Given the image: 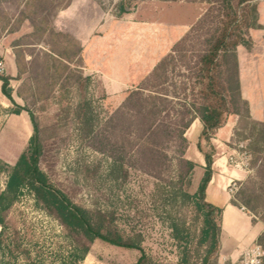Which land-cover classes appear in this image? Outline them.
Here are the masks:
<instances>
[{
	"label": "rangeland",
	"instance_id": "obj_1",
	"mask_svg": "<svg viewBox=\"0 0 264 264\" xmlns=\"http://www.w3.org/2000/svg\"><path fill=\"white\" fill-rule=\"evenodd\" d=\"M25 1L0 0V46L11 47L12 51L17 44L25 50L23 44L30 42L26 37L32 33L31 25L24 19L18 21L20 11L27 14V10H33H25ZM50 2L55 11L48 17L46 28L78 44L80 59L70 64V69L78 70L88 81L83 89L76 84L61 86L59 83L53 86L47 99L28 101L26 107L39 125L44 145L41 169L50 183L74 203L112 213L119 232L138 241L153 263L211 264L204 260L208 245L200 241L202 217L193 198L202 170L196 168L180 189L172 175L159 180L129 168V132L107 134L108 142L116 141L117 147L123 150V165L115 164L108 153H99L90 147L87 132L76 116L85 114L90 118L92 130L99 131L121 106L126 93L172 52L180 38L188 35L182 45L187 56L198 50L205 37L204 30L207 26L211 28L210 21H214L216 6L210 0H69L65 8L66 0ZM252 4L256 8V20L254 28L248 31L249 48H237L244 56L245 67L259 72L254 88L259 111L258 119L250 118L235 125L237 134L233 133L229 143L233 150L230 156L245 161L247 166H235L229 161L230 156L228 164L249 174L241 182H232L236 190L231 195L239 190H256L264 176V0H255ZM120 5L126 13L117 17ZM207 13L213 16L204 20L198 29L196 23ZM56 40L71 51L77 47L68 39ZM32 48L27 50H47L42 43ZM183 62L176 57L175 71L168 75L170 80L165 87L170 94V82L177 88L179 82H186ZM14 78L9 86L16 96L27 74L21 76L20 82ZM178 97L183 98L180 93ZM16 100L24 106L20 98ZM12 110L14 107L0 95V160L9 166L24 150L31 135L30 123L29 132H6L10 128ZM22 113L28 120L27 113ZM230 118L232 116L227 119ZM190 129L191 132L186 130L185 137L195 144L199 138L195 127ZM201 143L206 151L211 150L209 141L201 140ZM189 147L195 150L191 144ZM5 182L6 174L1 173L0 191ZM7 218L18 232L20 248L29 253L28 259L16 254L10 264H136L139 257L138 251L95 240L83 260L72 263L70 243L62 228L35 205L26 190L11 207ZM256 218L264 222L262 205L258 207Z\"/></svg>",
	"mask_w": 264,
	"mask_h": 264
},
{
	"label": "trees",
	"instance_id": "obj_2",
	"mask_svg": "<svg viewBox=\"0 0 264 264\" xmlns=\"http://www.w3.org/2000/svg\"><path fill=\"white\" fill-rule=\"evenodd\" d=\"M50 1L26 0L23 6L25 10H33H27V14L19 12L18 21L27 20L32 27V33L26 37L30 42L23 44L25 50L18 44L13 48L17 70L15 79L20 80L23 74H27L16 91V96L23 101L24 106L17 105L12 99L9 86L11 78L0 76L1 94L14 107L11 113H27L31 126L27 145L14 164L9 166L0 160V174H6L4 189L0 191V264H10L16 254L29 258L28 251L20 248L18 232L9 225L7 218L11 207L25 190L30 193L35 205L55 219L62 228L70 243L72 263L83 260L90 245L100 240L115 247L138 251L136 264H156L146 256L138 241L124 237L119 232L112 213L87 209L74 203L65 192L50 183L41 169L44 145L39 125L26 107L28 101L47 99L53 86L59 83L61 86L76 84L83 89L88 81L81 72L70 69V64L78 63L80 59L81 48L78 44L72 38L46 28L48 17L55 11H52ZM210 1L216 6V14L214 21H210L211 28L207 26L204 30L205 37L196 52L187 56L182 51V45L188 35L180 38L172 52L126 93L121 106L99 131L92 130L90 118L85 114H77L76 119L83 126L84 132H87L90 147L99 153H108L113 163L120 166L124 161L122 147H117L116 141L109 143L107 134L129 132V168L159 180L172 175L180 189L195 169L199 168L198 164L187 159L189 141L185 132L195 119L200 122L201 132L196 146L204 157L205 166L201 168L202 174L193 198L202 217L200 241L208 245L204 260L216 264L221 210L205 201V189L212 174L213 151H206L201 140L209 141L228 116L235 118L237 125L250 120L248 103L241 98L235 50L238 46L249 48L251 40L248 31L254 28L256 8L252 4L255 0ZM68 5L69 0H66L63 7ZM119 9L117 17L126 13L123 5ZM210 16L213 15L207 13L198 20V29ZM6 24L1 30H4ZM59 38L68 39L77 47L72 51L65 46L61 47L59 40H56ZM40 43L47 50H27ZM176 57L184 61L186 82H179V88L170 82V94L169 88L165 86L170 80L168 75L175 71ZM179 93L183 98L178 97ZM187 97L192 100L188 102ZM233 133L237 134L235 131ZM260 170L257 172L260 173ZM261 177L263 181L256 187L257 191L239 190L232 196L231 203L244 207L256 216L259 205L264 208V176ZM258 244L263 247L264 234L259 237Z\"/></svg>",
	"mask_w": 264,
	"mask_h": 264
},
{
	"label": "crops",
	"instance_id": "obj_3",
	"mask_svg": "<svg viewBox=\"0 0 264 264\" xmlns=\"http://www.w3.org/2000/svg\"><path fill=\"white\" fill-rule=\"evenodd\" d=\"M77 39L79 38L77 37ZM2 45H4V43H2ZM235 53L237 56L241 98L248 103L250 118L256 120L258 119L256 115L259 109L257 108L256 92L254 88L256 87V80L258 81L259 72L253 68L248 69L245 67L242 61L244 56L240 54V48H237ZM0 57H2L5 63L6 76L10 78L16 77L17 70L12 48L0 46ZM84 59H86L85 56ZM9 82H11V79ZM0 95H2L1 91ZM2 97L6 99L3 95ZM12 99L17 105H20L16 100L18 99L17 96L12 94ZM10 116V128H8L6 132H29V120H27L23 113ZM235 125V118L232 117L227 119L209 139V144L213 151L211 164L212 174L205 189V201L221 210L219 248L216 264H234L249 248L259 245L258 239L264 234V222L258 220L255 215L244 207L233 205L231 203L233 195L227 192L230 183L241 182L245 180L249 174L245 170L231 167L228 164V158L233 153V150L229 148V143L232 139ZM192 126L195 127L194 132H196V136L199 138L201 132L200 122L195 119L188 128L190 132ZM197 143L198 140L195 144L189 142L191 146H194L195 150L192 151L188 146L187 159L198 164L201 169L205 166V162L203 155L197 149ZM190 150L191 155H188V151ZM262 246L261 248L264 251V244Z\"/></svg>",
	"mask_w": 264,
	"mask_h": 264
},
{
	"label": "built area",
	"instance_id": "obj_4",
	"mask_svg": "<svg viewBox=\"0 0 264 264\" xmlns=\"http://www.w3.org/2000/svg\"><path fill=\"white\" fill-rule=\"evenodd\" d=\"M6 73L5 63L3 59L0 58V76H4ZM241 148V144H239ZM234 156H230L229 161H232L237 167H246L247 163L243 160L237 161ZM235 184L229 185V194H233L235 191ZM234 264H264V251L258 245L252 246L234 263Z\"/></svg>",
	"mask_w": 264,
	"mask_h": 264
}]
</instances>
